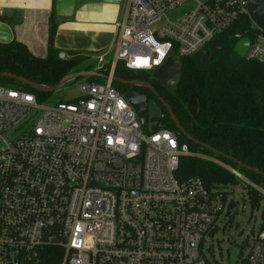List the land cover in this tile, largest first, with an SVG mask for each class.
I'll return each instance as SVG.
<instances>
[{
  "label": "built area",
  "instance_id": "2783aa9c",
  "mask_svg": "<svg viewBox=\"0 0 264 264\" xmlns=\"http://www.w3.org/2000/svg\"><path fill=\"white\" fill-rule=\"evenodd\" d=\"M246 16V58L264 64L249 0H127L114 52L94 57L105 82L83 80L78 97L55 104L0 85V264H214L205 241L224 227L231 186L176 172L182 156L218 161L160 120L143 128L113 77L118 63L145 72L180 63ZM245 245L240 264H264V231Z\"/></svg>",
  "mask_w": 264,
  "mask_h": 264
},
{
  "label": "trees",
  "instance_id": "16d2710c",
  "mask_svg": "<svg viewBox=\"0 0 264 264\" xmlns=\"http://www.w3.org/2000/svg\"><path fill=\"white\" fill-rule=\"evenodd\" d=\"M250 26L249 17H242L219 35L217 39L222 50L215 56H207L204 69L191 56L183 57L180 60L181 73L175 80L173 90L162 87L160 96L172 107L185 129L198 141L264 172V64L241 57L234 51L239 39L237 34L253 38ZM56 29L57 25L52 22L47 54L44 57L35 55L25 43L17 39L0 41V72L53 86L68 73L94 69L95 63L80 67L88 59L85 56L72 53L74 56L69 59L59 57L60 50L54 44ZM101 72L109 74L108 70ZM143 74L150 72L130 70L121 63L117 64L114 72V76L121 79H132ZM89 79L92 82H105L101 77ZM0 85L32 92L40 101H45L53 93L42 92L16 79L5 77H0ZM113 85L118 90L125 91L122 83L113 81ZM192 94H196V97L188 106ZM163 111L164 115L159 121L161 127L178 132L181 143H188L192 151L218 161L198 156H182L176 172L180 181L200 178L209 189L242 185L248 191L252 207L261 206L264 194L259 188L264 189L263 174L247 167L241 168L237 161L216 155L188 140L179 132L165 107ZM193 117H196L194 122ZM228 167L238 169L250 183L238 178ZM231 205L230 202L229 209ZM261 218L260 230L264 231V204ZM215 232L216 230L213 234Z\"/></svg>",
  "mask_w": 264,
  "mask_h": 264
},
{
  "label": "crops",
  "instance_id": "0c3cea01",
  "mask_svg": "<svg viewBox=\"0 0 264 264\" xmlns=\"http://www.w3.org/2000/svg\"><path fill=\"white\" fill-rule=\"evenodd\" d=\"M126 1L0 0V41L17 39L44 57L54 22L55 47L69 55L85 56L92 64L96 55L113 52Z\"/></svg>",
  "mask_w": 264,
  "mask_h": 264
},
{
  "label": "water",
  "instance_id": "95a60500",
  "mask_svg": "<svg viewBox=\"0 0 264 264\" xmlns=\"http://www.w3.org/2000/svg\"><path fill=\"white\" fill-rule=\"evenodd\" d=\"M249 14L251 18L262 28H264V0L260 2H254L252 0H249ZM250 38L249 37H244L240 41H238L234 47V51L241 57H246L247 50L250 46ZM222 50V46L219 43L218 40H213L211 41L207 46L202 47L199 51L194 53L191 58L193 61L201 68L204 69L205 67V61L208 55L210 56H215ZM181 73V64L179 62H176L173 57H169L167 61L160 66L159 68L154 70L153 76L155 79H157L161 84H163L167 88H172V86L175 84L176 78L180 75ZM0 77H5V78H11V79H16L20 83L30 86L36 90L42 91V92H55L59 90L66 82L74 80V79H79L81 77H101L103 79H107L108 75H105L101 72L95 71V70H81V71H75L68 73L65 75L58 84L49 86V85H44L40 84L37 82L30 81L26 78L19 77L15 74L12 73H1L0 72ZM113 81H118L120 83H128L131 85H141V86H148L150 88H153L150 86L148 83L144 82H134V81H127L118 77H113ZM196 97V94H192L190 97V101L188 106L192 104V101ZM126 98L128 102L132 105V107L135 109L137 112L139 121L142 125L143 128H146L149 131H152L154 126L157 124L156 120L162 119L164 115L163 107L166 108V110L170 113L175 125L177 126L178 130L180 133H182L184 136L187 137L188 140L195 142L216 155L222 156L226 159H230L233 161H237L239 164V167H247L250 170H253L259 174H263L261 170L258 168H253L250 166H247L243 162L235 159L234 157L225 154L213 146L209 144H205L203 142L198 141L192 134H190L185 127L180 123L179 119L177 118L176 114L174 113L172 107L166 102V100L162 97H159V100L162 103V106L159 105L155 100H151L148 104L147 107V98L145 96L139 95V94H134V93H127ZM148 110V115L147 117L144 115V111ZM196 117H193L192 121H195ZM248 245V243H246Z\"/></svg>",
  "mask_w": 264,
  "mask_h": 264
},
{
  "label": "rangeland",
  "instance_id": "374dc122",
  "mask_svg": "<svg viewBox=\"0 0 264 264\" xmlns=\"http://www.w3.org/2000/svg\"><path fill=\"white\" fill-rule=\"evenodd\" d=\"M111 56L107 59H110ZM88 64L89 62L86 61L80 67ZM97 66L95 63L94 69L91 70H96ZM89 78L81 77L66 82L59 90L53 92L45 102L55 104L78 97L81 94L78 83L83 80L91 81ZM259 190L264 194V189L259 188ZM229 194L228 198L232 205L223 222L225 223L223 229L216 230L215 235L213 237L207 236L205 241V248L209 247L208 256L211 257L214 264H240L241 255H245L248 250L245 242L260 230L262 223L261 209L264 199L261 201L260 207L253 208L248 191L242 185L231 186Z\"/></svg>",
  "mask_w": 264,
  "mask_h": 264
},
{
  "label": "flooded vegetation",
  "instance_id": "af4514ba",
  "mask_svg": "<svg viewBox=\"0 0 264 264\" xmlns=\"http://www.w3.org/2000/svg\"><path fill=\"white\" fill-rule=\"evenodd\" d=\"M154 71H152L150 74H143L140 75L139 77L132 78V79H124L127 81H134V82H146L153 88H150L148 86H141V85H131L128 83H123V88L125 92L127 93H134V94H139L142 96H145L147 98V107L148 104L151 100H155L159 105L162 106L161 101L159 100V97H161V88L165 87L163 84H161L157 79L154 78L153 76ZM167 88V87H166ZM174 85L172 88H167L169 90H173ZM144 115L147 117L148 115V110L146 109L144 111Z\"/></svg>",
  "mask_w": 264,
  "mask_h": 264
}]
</instances>
